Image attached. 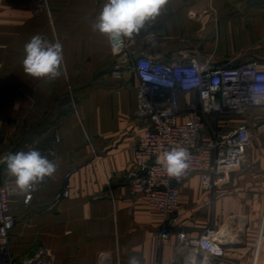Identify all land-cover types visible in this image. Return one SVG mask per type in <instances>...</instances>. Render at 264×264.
I'll list each match as a JSON object with an SVG mask.
<instances>
[{"label": "crops", "instance_id": "1", "mask_svg": "<svg viewBox=\"0 0 264 264\" xmlns=\"http://www.w3.org/2000/svg\"><path fill=\"white\" fill-rule=\"evenodd\" d=\"M45 1L41 7V0H0L2 174L14 180L4 157L29 148L57 166L36 184L29 205L11 199L12 258L43 253L52 264H128L135 256L140 264H181L189 249L178 233L196 239L212 227L229 233L225 255L213 264H254L264 229V107L232 118V127L246 125L251 139L238 170L211 190L199 174L181 185L180 227L162 245L164 215L132 192L127 176L149 126L134 115L136 61L264 62V0H168L145 29L126 38L129 48L119 55L92 27L106 2ZM36 34L62 46V74L54 80L24 72V46ZM191 98L182 95V105ZM64 189L71 196L57 203L55 194Z\"/></svg>", "mask_w": 264, "mask_h": 264}, {"label": "built area", "instance_id": "2", "mask_svg": "<svg viewBox=\"0 0 264 264\" xmlns=\"http://www.w3.org/2000/svg\"><path fill=\"white\" fill-rule=\"evenodd\" d=\"M45 3L41 0V7ZM191 15L198 21L202 19L196 13ZM111 48L119 55L128 50L129 43L121 37L111 41ZM134 68L139 78L138 107L134 115L148 120L149 126L139 138L134 167L127 177L132 192L164 215L162 230L157 235L162 245L170 238V231L180 227L176 214L180 209L181 185L199 174L203 187L211 190L217 180L238 170L246 161L251 141L249 128L232 127V118L264 107V62L251 59L215 65L199 57L166 62L143 56ZM182 95L192 97L186 106L182 105ZM178 148L187 151L188 167L180 177H172L159 160L165 152ZM1 167L0 159V264H52L43 253L30 258H12L11 232L16 220L11 199L18 197L24 205H29L37 186L21 192L13 179L3 176ZM70 177L67 174L65 178ZM70 196V190L64 189L55 194V201L59 203ZM178 237L181 245L189 249L181 264H213L225 255L224 244L229 233L227 229L208 227L196 239H190L183 230ZM254 254V264H264V231Z\"/></svg>", "mask_w": 264, "mask_h": 264}, {"label": "clouds", "instance_id": "3", "mask_svg": "<svg viewBox=\"0 0 264 264\" xmlns=\"http://www.w3.org/2000/svg\"><path fill=\"white\" fill-rule=\"evenodd\" d=\"M167 3L168 0H107L92 25L93 30L106 36L109 41H116L121 37L133 39L145 29L148 22L160 15ZM114 50H118V47H114ZM24 52L22 64L27 75L54 80L62 74L63 56L59 42L51 43L42 35L36 34L25 44ZM4 159L8 174L14 178L21 192L31 190L45 177L52 176L57 167L55 162L35 148L10 152ZM159 163L169 176L180 177L188 167V153L184 148L167 151ZM128 264H140V261L133 256Z\"/></svg>", "mask_w": 264, "mask_h": 264}, {"label": "rangeland", "instance_id": "4", "mask_svg": "<svg viewBox=\"0 0 264 264\" xmlns=\"http://www.w3.org/2000/svg\"><path fill=\"white\" fill-rule=\"evenodd\" d=\"M217 43L213 42V43H210V45H215ZM243 58L241 57H235V58H231L230 60L232 61L231 63L233 64H236V63H239L242 61ZM245 59V58H244ZM4 166V165H3ZM231 173H229L228 175H226V177H228Z\"/></svg>", "mask_w": 264, "mask_h": 264}, {"label": "water", "instance_id": "5", "mask_svg": "<svg viewBox=\"0 0 264 264\" xmlns=\"http://www.w3.org/2000/svg\"><path fill=\"white\" fill-rule=\"evenodd\" d=\"M226 246V244H224V247Z\"/></svg>", "mask_w": 264, "mask_h": 264}]
</instances>
